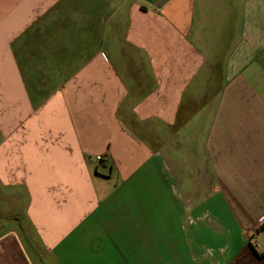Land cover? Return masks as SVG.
<instances>
[{
	"label": "crops",
	"instance_id": "0c3cea01",
	"mask_svg": "<svg viewBox=\"0 0 264 264\" xmlns=\"http://www.w3.org/2000/svg\"><path fill=\"white\" fill-rule=\"evenodd\" d=\"M38 1L0 0V264H168L167 179L264 264V0Z\"/></svg>",
	"mask_w": 264,
	"mask_h": 264
},
{
	"label": "rangeland",
	"instance_id": "374dc122",
	"mask_svg": "<svg viewBox=\"0 0 264 264\" xmlns=\"http://www.w3.org/2000/svg\"><path fill=\"white\" fill-rule=\"evenodd\" d=\"M44 1V4L39 1L33 2L31 9H40L38 6L41 4L42 9L46 10L48 8L46 6H49L50 3L48 4L47 0ZM9 36L10 33L0 32V46L3 47L0 52V60H2L0 67L5 65L3 62V56H6L4 44L6 40H9ZM188 170L186 167V172ZM172 184V179L165 181L162 194L168 196V199L162 196L157 202L152 203L151 208L156 212L160 221L159 225L163 234L160 241L161 247L163 244H167L171 238L168 244L170 249L166 255L169 259L168 264H215L213 257H220L221 259L226 257L229 253L225 251L232 252L234 247L239 245L240 237L236 233L232 236L227 235L224 225L229 228L231 223L225 224L223 222L224 217L218 216L215 207L208 204L206 199L208 193L204 189L196 188L194 190L192 187L187 188L176 184L179 192V198L176 199L173 196L174 187ZM11 209L17 211L18 205L16 204ZM174 213H176L177 220L171 219ZM170 232L173 236L164 237ZM158 253L162 254L163 251L160 250Z\"/></svg>",
	"mask_w": 264,
	"mask_h": 264
},
{
	"label": "built area",
	"instance_id": "2783aa9c",
	"mask_svg": "<svg viewBox=\"0 0 264 264\" xmlns=\"http://www.w3.org/2000/svg\"><path fill=\"white\" fill-rule=\"evenodd\" d=\"M102 159H103L102 157L98 156V160H100V161H101Z\"/></svg>",
	"mask_w": 264,
	"mask_h": 264
}]
</instances>
